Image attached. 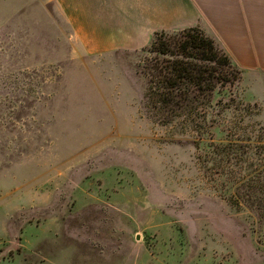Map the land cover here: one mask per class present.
Instances as JSON below:
<instances>
[{
    "label": "rangeland",
    "instance_id": "rangeland-1",
    "mask_svg": "<svg viewBox=\"0 0 264 264\" xmlns=\"http://www.w3.org/2000/svg\"><path fill=\"white\" fill-rule=\"evenodd\" d=\"M69 30L51 0H0V264H264L263 105L242 74L199 135L147 116L150 44L79 53Z\"/></svg>",
    "mask_w": 264,
    "mask_h": 264
},
{
    "label": "crops",
    "instance_id": "crops-1",
    "mask_svg": "<svg viewBox=\"0 0 264 264\" xmlns=\"http://www.w3.org/2000/svg\"><path fill=\"white\" fill-rule=\"evenodd\" d=\"M51 1L78 52H113L114 58L144 49L156 31L201 27L241 69L242 96L261 103L264 115V0Z\"/></svg>",
    "mask_w": 264,
    "mask_h": 264
},
{
    "label": "trees",
    "instance_id": "trees-1",
    "mask_svg": "<svg viewBox=\"0 0 264 264\" xmlns=\"http://www.w3.org/2000/svg\"><path fill=\"white\" fill-rule=\"evenodd\" d=\"M149 50L154 55L140 65L147 116L160 124L180 122L201 135L214 122L208 117L216 90L240 79L241 69L199 26L156 31ZM233 144L244 146L230 140L221 152L229 154Z\"/></svg>",
    "mask_w": 264,
    "mask_h": 264
}]
</instances>
